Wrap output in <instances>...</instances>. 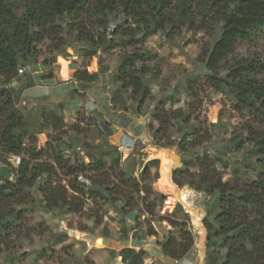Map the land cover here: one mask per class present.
<instances>
[{"label": "trees", "instance_id": "16d2710c", "mask_svg": "<svg viewBox=\"0 0 264 264\" xmlns=\"http://www.w3.org/2000/svg\"><path fill=\"white\" fill-rule=\"evenodd\" d=\"M117 17L123 18L122 21L117 22ZM113 21L117 24L111 28ZM216 25L220 36L202 60L211 72L209 78L213 84L235 98L238 111L248 112L257 120V125L249 126L244 134V139L253 147L257 174L247 178L251 172L245 170L246 181L238 179L236 186L224 181L217 168V162L223 159L204 153L185 159L184 167L174 170L173 182L179 188L188 184L210 196L219 195V211L214 217L218 228L212 222L207 223L209 234L216 237L209 244L207 264H264V60L256 57L230 60L242 40H254L255 31L264 29V0H0V162L8 164L10 154L22 156L20 166L12 169L14 181L0 175V233L16 232L15 227L34 204L33 190L41 194L48 209L81 211L85 206L82 198L87 192L78 180L80 173H89L91 186L87 198L91 196L94 201L102 199L112 204L121 202L119 210L123 217L138 210L154 215L164 201L162 194H153L150 184L160 177L159 159L144 163L139 178L135 176L136 159L133 157L124 169L122 153L115 145L103 147L106 153L111 150L116 153L111 168L103 156L90 155L93 159L85 163L78 157L65 158L52 144L38 149L37 135L48 126V119L38 112L34 119L27 121L25 113L16 105L21 89L12 83L21 77L20 67L26 68L38 61L41 43L50 39L52 49L63 52L69 45L67 36H74L76 42L90 48V57L99 50L109 53L117 47L124 48L114 78L123 91H131L139 111L152 94L149 62L153 61V55L145 49L147 39L168 26L175 31ZM221 72L226 73L225 78ZM27 76L26 81L32 80V76ZM75 79L85 89L98 80V73H89L84 68L76 72ZM192 83V80L187 83V90L195 100ZM163 102L152 111L150 126L156 144L171 146L174 143L166 141V135L172 122L186 123L189 116L182 110H166ZM51 114L56 117L53 111ZM92 120L98 119L92 117ZM96 130L98 137L112 135L108 122L98 125ZM208 139L193 127L183 132L178 145L181 151L189 152ZM46 154L53 162L41 160ZM155 155L161 158L163 154ZM57 169L74 177L68 187L53 180ZM236 172L243 175L239 170ZM147 181L148 186H142ZM142 193L153 197L141 196ZM179 208L181 217H189ZM174 217L168 222L179 231V236L171 232L159 246L166 257L180 260L191 253L194 236L185 221H180L178 215ZM128 234L129 229L125 227V239ZM133 239L141 241L138 233H134ZM119 255L125 264H144L147 252L123 248ZM0 264L4 263L0 261Z\"/></svg>", "mask_w": 264, "mask_h": 264}, {"label": "rangeland", "instance_id": "374dc122", "mask_svg": "<svg viewBox=\"0 0 264 264\" xmlns=\"http://www.w3.org/2000/svg\"><path fill=\"white\" fill-rule=\"evenodd\" d=\"M122 19L117 17L116 21ZM116 21L112 22L111 28L117 24ZM217 27L219 25L199 30L183 27L172 31L168 26L147 39L145 49H149L153 55V61L149 62L152 69L149 79L152 94L151 99L139 111L131 91H123L114 78L124 48L117 47L109 53L99 50L90 57V48L76 42L74 36H67L69 45L63 52L52 49L50 39L40 44L38 61L26 65L27 78L32 76L31 79L38 87L32 84L25 90L23 84L21 97L16 100L17 107L25 113L27 121L34 119L38 112L48 119V126L42 129L43 133L37 135L38 149L52 144L62 151L65 158L78 157L85 163H90L93 156H103L107 167H112L116 153L113 150L106 153L103 147L115 145L122 153L124 169L133 157L136 159L135 176L139 178L144 163L159 159L160 177L151 183L143 182L142 186L150 183L153 194H162L164 201L156 208L154 215L142 214L138 210L123 217L119 210L121 202L112 204L102 199L94 201L91 196L87 198L91 186V181L87 178L88 172L78 176L80 185L87 192L82 198L85 206L78 212H69L66 208L48 209L41 194L33 190L34 204L32 202L33 206L28 207L23 220L15 227L16 232L0 233L2 263L125 264L119 252L123 248H132L147 252L144 264H175L174 259L162 254L159 242L171 232L179 236V231L168 222L170 217L174 219L178 215V219L185 221L194 236L191 264H207L209 244L216 238L209 234L207 223L212 222L218 228L214 217L219 211V195L216 193L210 196L188 184L176 187L171 174L173 167L178 163L184 167L185 159L208 153L212 157L223 159L217 162V168L226 182L238 186V179L244 182L247 176L255 177L257 174L253 147L244 139L246 129L256 126L257 120L248 112L238 111L235 98L213 84L209 78L211 72L202 60L220 36ZM242 57L264 60V29L255 31L254 40H242L230 60ZM100 65L105 68L103 73L99 70ZM84 68L89 73H98V80L90 88V85L87 86L88 91L87 87L84 89L75 79L76 72ZM221 76L225 78L226 73L221 72ZM74 80L76 84H66L67 81ZM190 80L193 82L191 91L196 95L195 100L187 90ZM76 89L80 92L77 93ZM44 98L49 100L45 101ZM161 101H164L166 110H182L189 116L186 123L172 122V128L166 135V141L174 143L164 146L170 154L169 160H173L169 167L164 161L169 155L156 147L160 144L154 142L150 126V122H153L152 111ZM92 117L98 119V122L92 120ZM113 119L118 124H127L116 126ZM103 122L111 124L112 135L96 136V128L103 125ZM193 127L198 129L201 136L209 139L201 146L183 152L178 144L183 132ZM158 152L163 154L161 158L155 155ZM90 155H93L92 158ZM41 160L53 162L49 154ZM166 169L169 172L167 177ZM236 170L242 174L247 170L251 175L248 173L246 177L244 174L239 176ZM154 171L152 168V173ZM194 171H198V168H194ZM14 178L13 174L11 181ZM70 179L74 180V177L61 169H57L53 176L56 183L61 182L67 187ZM174 188L192 191L193 197L190 196L189 201L193 209L170 192ZM69 192L72 191L69 189ZM142 195L151 199L153 197L147 193ZM140 206L145 210L144 204ZM180 206L189 217L184 218L178 214ZM125 227L129 229L128 239L123 235ZM134 233H138L141 241L133 239ZM104 237L107 238L106 243L103 242Z\"/></svg>", "mask_w": 264, "mask_h": 264}, {"label": "bare ground", "instance_id": "6f19581e", "mask_svg": "<svg viewBox=\"0 0 264 264\" xmlns=\"http://www.w3.org/2000/svg\"><path fill=\"white\" fill-rule=\"evenodd\" d=\"M166 149V148H165ZM165 149H163V150H160L159 149V151L160 152H163V153H167V156L168 157H166L165 158V164L167 165V167H169V165L171 164V161H173V160H169V157H170V154H169V152L167 151V150H165ZM171 157H173V156H171ZM168 170L166 169V171H165V176L167 177L168 176ZM169 178H170V176H169ZM170 180V179H169ZM174 190H175V188H174ZM174 190H170V192L172 191L173 193H174V195L178 198V200L180 201V202H182V203H184L188 208H191V209H193V207H192V204H191V202L189 201V198H190V196L192 195V191L191 190H188V189H182V190H178V189H176L175 191ZM195 193V192H194ZM172 195V194H171ZM194 195V194H193ZM196 195V194H195ZM191 197H193V196H191ZM173 198V197H172ZM186 262H191L192 263V261H190V260H188V259H186L185 261H184V263H186Z\"/></svg>", "mask_w": 264, "mask_h": 264}, {"label": "water", "instance_id": "95a60500", "mask_svg": "<svg viewBox=\"0 0 264 264\" xmlns=\"http://www.w3.org/2000/svg\"><path fill=\"white\" fill-rule=\"evenodd\" d=\"M99 70H100V72H104V70H105V68H104V66L103 65H100L99 66ZM23 80V78H21V77H19V78H17L13 83H12V86H17L19 83H20V81H22ZM35 81H27L26 82V85L27 86H31L33 83H34ZM158 149H160V150H163V149H165V147L164 146H162V145H157L156 146ZM166 150V149H165ZM181 164H179L178 163V165H176V166H174L173 167V171H172V175H173V173H174V170H176L177 168H179V167H182V165L180 166ZM179 166V167H178ZM0 175L5 179V180H11V178H12V176H13V172H12V169L9 167V166H6V165H0ZM106 241H107V238H103V242L104 243H106Z\"/></svg>", "mask_w": 264, "mask_h": 264}, {"label": "built area", "instance_id": "2783aa9c", "mask_svg": "<svg viewBox=\"0 0 264 264\" xmlns=\"http://www.w3.org/2000/svg\"><path fill=\"white\" fill-rule=\"evenodd\" d=\"M26 68L25 67H20L18 69V72L20 75H24L26 74ZM21 159H22V156L20 155H13V154H10L7 156V161H8V164H3L0 162V165H7L9 166V164L12 166V169L13 168H18L21 164ZM9 166V167H11ZM192 259V256H189L188 260H191ZM185 260H176V264H183Z\"/></svg>", "mask_w": 264, "mask_h": 264}, {"label": "crops", "instance_id": "0c3cea01", "mask_svg": "<svg viewBox=\"0 0 264 264\" xmlns=\"http://www.w3.org/2000/svg\"><path fill=\"white\" fill-rule=\"evenodd\" d=\"M26 73H27V72H26ZM25 75H27V74H24V75L21 76V78H23V80L20 81V83L17 85L21 90H22V88H23V87H22L23 84L27 82V81L25 80ZM29 81H33V79H32V80H29ZM66 84H76V83H75V80H74V82H69V81H67ZM34 85H35V83H34L32 86H34ZM56 86H57V85H56ZM24 87H26L25 90H28V88L31 87V86H27V85H26V86H24ZM34 87H38V86L35 85ZM90 87H91V85L89 86V88H90ZM76 88H77V87H76ZM87 91H88V87H87ZM44 92H45V91H44ZM92 95H94V94H92ZM20 97H21V96H20ZM20 97H19V98H20ZM35 97H36V96H35ZM44 99H45V98H44ZM53 99H54V96L52 97V102H53ZM40 100H41V99H40ZM40 100H38V101H40ZM40 102H41V101H40ZM113 120H114V119H113ZM114 121H115V120H114ZM114 124H115L116 126H123L124 124H127V123H124V124L122 125V124H120V123L118 124L117 121H115ZM194 263H195V262H194ZM185 264H191V262H186Z\"/></svg>", "mask_w": 264, "mask_h": 264}, {"label": "clouds", "instance_id": "9594fccd", "mask_svg": "<svg viewBox=\"0 0 264 264\" xmlns=\"http://www.w3.org/2000/svg\"><path fill=\"white\" fill-rule=\"evenodd\" d=\"M20 76H22V75H20ZM7 166V165H6ZM11 168V167H10ZM12 169V168H11ZM191 255V253L188 255V256H186L185 258H183V259H180V260H186V259H188L189 258V256ZM190 261H192V259L190 260ZM174 262H175V264H176V260H174ZM193 262V261H192ZM183 264H185V263H183Z\"/></svg>", "mask_w": 264, "mask_h": 264}]
</instances>
